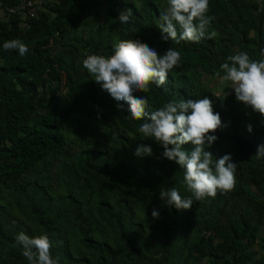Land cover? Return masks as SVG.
Listing matches in <instances>:
<instances>
[{
  "label": "trees",
  "instance_id": "obj_1",
  "mask_svg": "<svg viewBox=\"0 0 264 264\" xmlns=\"http://www.w3.org/2000/svg\"><path fill=\"white\" fill-rule=\"evenodd\" d=\"M262 3L209 0L216 36L177 43L156 24L167 0H0V264H28L15 241L21 231L46 234L59 264H264V157L256 156L264 117L234 92L204 83L229 55L261 58ZM127 9L131 22L121 24ZM12 39L28 52L4 50ZM131 39L161 55L180 52L163 87L134 95L147 96L148 111L208 97L222 127L207 150L236 163L232 191L193 199L187 210L159 198L171 187L191 195L183 169L161 156V145L142 140L144 121L126 118L127 103L118 109L82 63ZM141 143L153 154L136 156Z\"/></svg>",
  "mask_w": 264,
  "mask_h": 264
},
{
  "label": "clouds",
  "instance_id": "obj_2",
  "mask_svg": "<svg viewBox=\"0 0 264 264\" xmlns=\"http://www.w3.org/2000/svg\"><path fill=\"white\" fill-rule=\"evenodd\" d=\"M264 10V3L261 5ZM209 13V0H167V7L161 12L157 26L167 36L164 39L179 43L197 42L206 35L209 39L216 36L209 31L215 19ZM131 9L118 14L121 24L131 22ZM4 50H17L20 55L28 52V46L20 39L7 40ZM83 67L123 110L121 101L128 105L126 118L143 120L138 132L142 140L151 139L163 147L161 156L174 161L183 169V183L191 194L181 196L177 188L161 189L159 198L165 206L176 210H187L193 199L202 201L215 198L219 193L232 191L236 184V163L230 154L218 159L207 150L217 137L210 133L222 127L219 113L213 111L212 101L208 97L168 101L162 107L148 111L147 96H135L137 92L147 93L149 85L163 87L168 74L181 63L178 50L168 48L162 55L139 40H121L114 44L111 55L88 54L82 61ZM221 72L224 74L221 75ZM221 84L230 82L235 97L254 113L264 117V50L260 59H252L246 52H238L227 57V62L219 65L215 73ZM249 132L252 126H247ZM190 143L191 151L182 149ZM136 156L152 155L153 150L147 144H139ZM257 158L264 157V144L258 145ZM153 218L158 211L153 210ZM16 245L22 247V255L28 264H59L51 256L52 242L48 236H32L19 232L15 237Z\"/></svg>",
  "mask_w": 264,
  "mask_h": 264
},
{
  "label": "rangeland",
  "instance_id": "obj_3",
  "mask_svg": "<svg viewBox=\"0 0 264 264\" xmlns=\"http://www.w3.org/2000/svg\"><path fill=\"white\" fill-rule=\"evenodd\" d=\"M100 2H102V0H100ZM98 10L100 11L102 17H103V11L105 10V6L104 7H100L98 6ZM204 83L205 85L209 86L212 90H214L217 93H221V92H227V93H231L234 92V90L230 87V82L225 83V84H221L220 80L218 77H214L211 75H206L204 78Z\"/></svg>",
  "mask_w": 264,
  "mask_h": 264
}]
</instances>
